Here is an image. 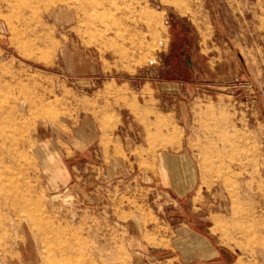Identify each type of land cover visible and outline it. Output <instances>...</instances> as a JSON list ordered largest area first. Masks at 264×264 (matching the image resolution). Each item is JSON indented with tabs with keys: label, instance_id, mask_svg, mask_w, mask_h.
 Here are the masks:
<instances>
[{
	"label": "rangeland",
	"instance_id": "374dc122",
	"mask_svg": "<svg viewBox=\"0 0 264 264\" xmlns=\"http://www.w3.org/2000/svg\"><path fill=\"white\" fill-rule=\"evenodd\" d=\"M0 264H264V0H0Z\"/></svg>",
	"mask_w": 264,
	"mask_h": 264
},
{
	"label": "crops",
	"instance_id": "0c3cea01",
	"mask_svg": "<svg viewBox=\"0 0 264 264\" xmlns=\"http://www.w3.org/2000/svg\"><path fill=\"white\" fill-rule=\"evenodd\" d=\"M190 178H193L191 175H190ZM185 183L186 181H185V178H183V180H182V183ZM190 182L188 181V179H187V182L185 183V186L186 187H188V184H189Z\"/></svg>",
	"mask_w": 264,
	"mask_h": 264
},
{
	"label": "trees",
	"instance_id": "16d2710c",
	"mask_svg": "<svg viewBox=\"0 0 264 264\" xmlns=\"http://www.w3.org/2000/svg\"><path fill=\"white\" fill-rule=\"evenodd\" d=\"M187 67L189 68V65H187Z\"/></svg>",
	"mask_w": 264,
	"mask_h": 264
}]
</instances>
